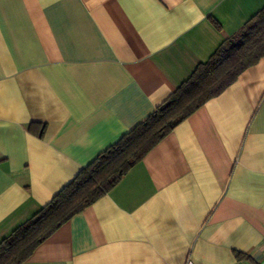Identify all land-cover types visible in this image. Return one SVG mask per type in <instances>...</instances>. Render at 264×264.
Here are the masks:
<instances>
[{"label": "crops", "instance_id": "crops-1", "mask_svg": "<svg viewBox=\"0 0 264 264\" xmlns=\"http://www.w3.org/2000/svg\"><path fill=\"white\" fill-rule=\"evenodd\" d=\"M263 7L0 0V241ZM190 261L264 264V56L22 264Z\"/></svg>", "mask_w": 264, "mask_h": 264}, {"label": "trees", "instance_id": "trees-1", "mask_svg": "<svg viewBox=\"0 0 264 264\" xmlns=\"http://www.w3.org/2000/svg\"><path fill=\"white\" fill-rule=\"evenodd\" d=\"M264 56V7L200 63L156 110L101 152L52 200L0 241V264H22L75 214L109 192L178 124ZM33 126V125H32ZM40 136L45 125L40 124ZM239 258H248L238 253Z\"/></svg>", "mask_w": 264, "mask_h": 264}, {"label": "built area", "instance_id": "built-area-1", "mask_svg": "<svg viewBox=\"0 0 264 264\" xmlns=\"http://www.w3.org/2000/svg\"><path fill=\"white\" fill-rule=\"evenodd\" d=\"M188 264H194L192 261H190Z\"/></svg>", "mask_w": 264, "mask_h": 264}]
</instances>
